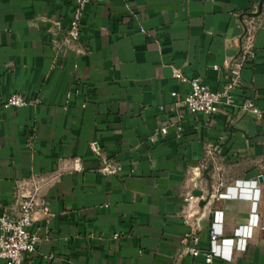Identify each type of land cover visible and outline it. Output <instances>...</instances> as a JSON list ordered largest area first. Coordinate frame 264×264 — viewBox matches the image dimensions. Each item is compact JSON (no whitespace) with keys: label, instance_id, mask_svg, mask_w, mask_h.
I'll return each mask as SVG.
<instances>
[{"label":"crops","instance_id":"1","mask_svg":"<svg viewBox=\"0 0 264 264\" xmlns=\"http://www.w3.org/2000/svg\"><path fill=\"white\" fill-rule=\"evenodd\" d=\"M72 2L0 0V213L26 191L50 213L35 214L39 242L23 264H205L182 237L193 230L207 247L213 211L232 237L251 201L217 198L218 179L259 176L262 226L212 264H264V0H104L86 7L79 39L67 42ZM247 37L255 57L235 101L253 96L260 118L176 105L171 92L183 96L191 78L220 89ZM12 93L39 101L2 107ZM207 143L217 159L194 185ZM96 146L117 173L102 172Z\"/></svg>","mask_w":264,"mask_h":264},{"label":"built area","instance_id":"2","mask_svg":"<svg viewBox=\"0 0 264 264\" xmlns=\"http://www.w3.org/2000/svg\"><path fill=\"white\" fill-rule=\"evenodd\" d=\"M104 0H73L72 9L68 19V24L63 29V36L67 42L77 41L80 37L81 22L85 9L90 4L101 3ZM58 29L61 25L55 22ZM255 52L252 49L250 38H246L241 44L238 54L231 62L227 78L223 86L218 90H211L204 85L198 77L189 79V91L183 96H179L175 91L171 92V96H176V105L188 111L201 113L207 117L214 115L220 108L227 107L235 109L238 113H251L257 119L261 117L262 111L256 106L253 96L242 97L239 102L235 101V94L242 86L241 71L247 62L254 59ZM172 77L179 81L186 80L182 73L175 68L171 70ZM39 100L37 98L27 97L21 93L10 94L2 103V107H23L25 105H34ZM160 110H164V106H159ZM159 131L167 134V126H162ZM34 134V131L32 132ZM176 137H180V127L177 126L174 132ZM95 154L101 156L104 166L102 172L115 174L120 167L102 156L98 146L94 148ZM217 145L207 143L204 150V160L192 171V180L194 185L203 177V171L214 163L217 159ZM261 183L257 178L245 181H235L233 186L224 185L221 178L218 179L216 197H234L241 199H249L251 201L250 217L246 224L239 225L233 231L232 237L222 236V215L221 212L213 211V221L209 228V243L205 248H200L199 237L189 231L182 237L181 242L186 244L187 253L197 257L201 256L205 264H212L215 258H221L227 261L231 259L232 249L243 250L245 248V239L251 236L254 227L262 226L261 218L255 210V200L259 197ZM223 188V190H221ZM15 207L10 210H4L0 213V259L6 264H23L24 257L31 256L37 250L39 237L31 227L36 220L35 214L41 212L49 215V208L44 203L37 204L34 200V192H21L17 195ZM188 199H193L189 195ZM187 222V217L184 219ZM119 234L115 232L114 238H118Z\"/></svg>","mask_w":264,"mask_h":264},{"label":"water","instance_id":"3","mask_svg":"<svg viewBox=\"0 0 264 264\" xmlns=\"http://www.w3.org/2000/svg\"><path fill=\"white\" fill-rule=\"evenodd\" d=\"M212 173V164H210L204 171H203V176L206 178V179H210V175ZM258 180L260 183H262V176H259L258 177ZM205 201H202L201 205L204 204ZM263 223H264V218H263Z\"/></svg>","mask_w":264,"mask_h":264},{"label":"trees","instance_id":"4","mask_svg":"<svg viewBox=\"0 0 264 264\" xmlns=\"http://www.w3.org/2000/svg\"><path fill=\"white\" fill-rule=\"evenodd\" d=\"M263 0H258L259 3H261Z\"/></svg>","mask_w":264,"mask_h":264}]
</instances>
